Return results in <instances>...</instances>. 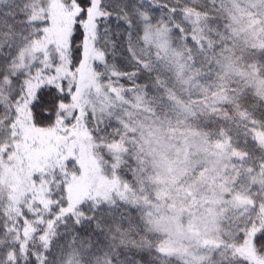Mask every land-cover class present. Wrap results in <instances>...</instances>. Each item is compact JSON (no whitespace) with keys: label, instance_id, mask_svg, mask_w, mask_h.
Returning a JSON list of instances; mask_svg holds the SVG:
<instances>
[{"label":"snow or ice","instance_id":"1","mask_svg":"<svg viewBox=\"0 0 264 264\" xmlns=\"http://www.w3.org/2000/svg\"><path fill=\"white\" fill-rule=\"evenodd\" d=\"M0 264H264V0H0Z\"/></svg>","mask_w":264,"mask_h":264}]
</instances>
